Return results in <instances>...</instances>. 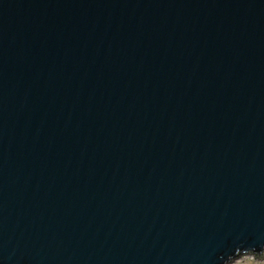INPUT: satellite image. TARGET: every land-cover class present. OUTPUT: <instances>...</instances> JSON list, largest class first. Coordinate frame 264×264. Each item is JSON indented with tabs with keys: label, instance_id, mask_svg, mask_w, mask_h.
<instances>
[{
	"label": "water",
	"instance_id": "obj_1",
	"mask_svg": "<svg viewBox=\"0 0 264 264\" xmlns=\"http://www.w3.org/2000/svg\"><path fill=\"white\" fill-rule=\"evenodd\" d=\"M264 256V0H0V264Z\"/></svg>",
	"mask_w": 264,
	"mask_h": 264
},
{
	"label": "rangeland",
	"instance_id": "obj_2",
	"mask_svg": "<svg viewBox=\"0 0 264 264\" xmlns=\"http://www.w3.org/2000/svg\"><path fill=\"white\" fill-rule=\"evenodd\" d=\"M232 264H264V256L261 258H255L252 255H244Z\"/></svg>",
	"mask_w": 264,
	"mask_h": 264
}]
</instances>
